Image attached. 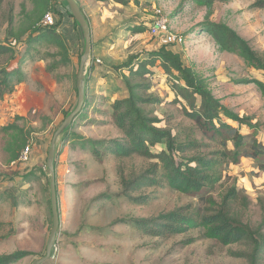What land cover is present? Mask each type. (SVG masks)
<instances>
[{
	"label": "rangeland",
	"instance_id": "obj_1",
	"mask_svg": "<svg viewBox=\"0 0 264 264\" xmlns=\"http://www.w3.org/2000/svg\"><path fill=\"white\" fill-rule=\"evenodd\" d=\"M259 1L264 0H211L209 5L194 0H112L85 8L83 12L91 26V50L85 64L88 104L69 132L57 141L54 168L60 228L52 250L54 259L44 264H249L235 255L250 251L243 245L224 247L199 238L195 231L167 237L140 231L134 221H154L161 214L197 205V200L167 187H142L140 193L131 192L132 198L138 200L133 203L123 189L146 175L157 161L135 154L117 157L100 145H96L100 153L96 157L91 148L94 143L118 141L123 136L111 114L112 104L128 94L123 80L128 71L121 67L132 58L147 60L149 54L163 47L178 54L186 67L204 77L213 96L223 105L258 123L257 139L264 144V94L252 82L239 83L259 80L264 84L263 73L247 68L232 54L219 52L215 41L200 26L205 21L224 23L248 41L253 50L262 53L264 6L256 7ZM21 5V0L1 2V42H9L5 23L10 15L15 24H20ZM11 6L14 14H8ZM27 7L32 14L34 7ZM155 11L166 18L168 34L182 37L181 44H166L163 34L153 37L149 33ZM104 16L105 21L101 19ZM139 28L142 31H134ZM75 37L78 39L68 47L66 64H57L59 56L42 61L33 52L25 54L24 43L15 44L12 59H0V65L8 62L9 71L18 69L23 75L20 81H14L13 91L0 100V128L12 124L22 128L27 133L25 147H29L25 161L10 162L4 151L7 137L0 133V256L17 251L32 253L17 264H33L45 254L52 224L46 159L54 133L77 104L84 39L80 34ZM42 44L35 45L42 55L57 53L50 44ZM53 63V72H49L47 67ZM151 69L152 74L146 77L150 90L142 97L161 100L158 105L143 107L150 118L160 121L155 127L179 134L182 142L206 143L181 106L172 102V86L179 83L167 77L160 64ZM241 132L251 133L245 128ZM162 150L160 145L151 148L154 154ZM200 151L207 154L213 150ZM224 175L214 198L218 201L219 195L234 183L248 200L246 210L243 204L234 207L235 215L253 229L264 223V172L258 170V163L242 159L238 165L227 166ZM188 238L194 242L183 245ZM257 264H264V246Z\"/></svg>",
	"mask_w": 264,
	"mask_h": 264
},
{
	"label": "trees",
	"instance_id": "obj_2",
	"mask_svg": "<svg viewBox=\"0 0 264 264\" xmlns=\"http://www.w3.org/2000/svg\"><path fill=\"white\" fill-rule=\"evenodd\" d=\"M30 1L34 6V11L25 16L24 20L27 24L21 25L18 32L12 30L14 19L8 17V29L11 31L6 33L7 37L12 38L15 43H24L26 45L25 54L29 51L33 52V56H38L42 61H51L59 56L58 65L68 63L66 41L57 32L59 24L53 27L39 25L42 16L49 9L48 0ZM194 2L209 5L211 0H194ZM255 6L262 8L264 1L255 3ZM54 12L57 11L54 10ZM69 15L72 18L71 14ZM75 24L78 26L76 21ZM200 26L215 41L219 52L238 57L247 68L261 71L264 76V52L259 53L253 50L248 41L224 23L205 21ZM134 31L138 32L142 29H134ZM40 43H43L42 46L50 44L57 50V53L42 55L41 51L35 47ZM13 46L0 41V59L6 56L12 59L16 54ZM136 59L132 58L133 61L121 67L128 71V75L123 77L128 92L127 97L112 104L111 114L114 124L123 136L118 141L94 143L91 148L92 154L96 157L100 155L96 147L100 145L106 146L105 150L117 157H128L135 154L157 161L146 175L140 176L123 189L124 195L126 194L133 203L138 200L132 198L131 192L140 193L142 187H167L176 193L197 200V205H187L161 214L154 221H134L140 231L154 237L185 235L190 231H195L199 238L216 241L224 247L243 245L250 248L249 252L245 251L235 255L246 259L249 264H257L264 246V234H262L264 223L253 229L235 215L234 207L243 204V209L246 210L248 200L243 196L242 191L236 189L234 183L230 189L224 190L219 195L218 201L214 198V192L225 179L224 171L227 166L238 165L242 159L256 161L258 170L264 172V144L257 139L260 132L258 123H252V118L240 116L224 106L219 99L213 96L208 81L191 68L186 67L178 54L163 47L149 54L147 60L136 61ZM157 61L166 76L174 78L179 83L172 86L174 91L172 102L181 106L185 117L194 122L206 143L182 142L179 134L174 135L169 130L156 128L155 124L160 121L156 117L150 118L143 108L147 105L161 103L157 97H142L150 90L146 77L152 74L151 68L157 65ZM7 65H9L8 62L0 65V100L4 95L13 91L14 81H20L23 77L20 70L9 71ZM52 66L54 63L47 67L49 72H53V69H50ZM134 80L137 83H131ZM249 82L254 83L264 94V84L259 80H243L239 83ZM87 104L85 93L83 108L70 127L86 111ZM69 114H66V117ZM69 128L64 133L69 132ZM241 128H246L251 133L244 135ZM0 133L7 137L4 151L8 154L9 161H18L27 141V133L15 124L0 128ZM159 145L163 146L164 150L157 154L152 153L151 148ZM201 149H212L213 151L206 154L200 151ZM142 200L146 201L145 197ZM192 242L194 239L188 238L183 245H189ZM31 255L30 252L17 251L0 256V264H16Z\"/></svg>",
	"mask_w": 264,
	"mask_h": 264
},
{
	"label": "water",
	"instance_id": "obj_3",
	"mask_svg": "<svg viewBox=\"0 0 264 264\" xmlns=\"http://www.w3.org/2000/svg\"><path fill=\"white\" fill-rule=\"evenodd\" d=\"M68 6L69 12L72 18L76 21L78 26L81 28L83 39H84V53L80 58L79 71L77 77V104L73 111L64 119L63 123L54 133L51 142L50 148L48 150L47 159H46V168L50 173L49 188H50V211L52 216L51 230L46 244L45 254L40 259L33 262V264H44L51 258L52 250L56 243L57 233L60 226V214H59V205L57 199L56 191V177H55V157L57 149L58 138L68 129L75 118L81 112L84 102H85V64L90 56L91 50V38L89 25L81 12L79 6L74 0H64Z\"/></svg>",
	"mask_w": 264,
	"mask_h": 264
},
{
	"label": "crops",
	"instance_id": "obj_4",
	"mask_svg": "<svg viewBox=\"0 0 264 264\" xmlns=\"http://www.w3.org/2000/svg\"><path fill=\"white\" fill-rule=\"evenodd\" d=\"M3 0H1V2H2ZM22 1V5H21V11H19V14L20 15H22V19L19 21L20 22V24H18V23H13V26L11 27L12 28V30L14 31V32H18L20 29H21V25H25V24H27L26 22H25V16L26 15H29V13L31 12V11H29V8L27 7V6H30V8L32 7H34L33 6V4H32V2L30 1V0H21ZM76 3H77V5L79 6V8H80V10H81V12L83 13V15H84V17H85V19H86V21H87V23H88V25H89V29H90V31H91V26H90V23H89V20L87 19V17L85 16V14H84V12L83 11H85V8H89V9H91L92 7H95V6H98V5H101L103 2H108V3H111V1L112 0H105V1H96V0H74ZM1 2H0V4H1ZM107 3V4H108ZM105 4V3H104ZM48 6H49V9L46 11V12H48L49 10H51L52 12H54V10H56L57 12L55 13H53L54 14V17H55V20H56V25L55 26H57V23L59 24L58 26H57V32H58V34H60L64 39H65V41H66V44H67V47H70V46H74L75 45V42L77 41V39H78V37H75V36H77V35H81V36H83L82 35V33H81V28L79 27V26H77L76 24H75V21H74V19L73 18H71L70 17V12H69V9H68V6H67V4L65 3V1L64 0H61V1H59V9L60 10H58V9H56V7L55 6H53L52 4H50V2H49V0H48ZM55 8V9H54ZM0 10H2L1 8H0ZM99 10V9H98ZM107 9H103V11L105 12ZM8 14H14V7L13 6H11V8L8 10ZM12 15H10V17H11ZM14 19V18H13ZM101 19L103 20V21H105V16L104 17H101ZM59 21H60V23H59ZM6 24V29H5V34L10 30V29H8V23L6 22L5 23ZM18 24V25H17ZM11 31V30H10ZM79 33V34H78ZM75 34H77V35H75ZM77 38V39H76ZM8 39H9V44H11V43H14L13 45L15 46V44H18V45H22V43L21 42H18V43H15V41L12 39V38H10V37H8ZM23 39H24V37H23ZM25 45V44H24ZM13 46V47H14ZM18 48V47H17ZM25 49H26V45H25ZM225 106V105H224ZM227 107V106H226ZM227 108H229V107H227ZM230 109V108H229ZM228 123H230L231 125H233V126H236L234 123H231V122H228ZM245 130H247L246 128H245ZM249 131V130H248ZM243 133V132H242ZM59 228H60V226H59ZM54 255L52 254L51 255V258L52 259H54V257H53ZM28 258V257H27ZM20 262V261H19ZM17 264V263H16Z\"/></svg>",
	"mask_w": 264,
	"mask_h": 264
},
{
	"label": "built area",
	"instance_id": "obj_5",
	"mask_svg": "<svg viewBox=\"0 0 264 264\" xmlns=\"http://www.w3.org/2000/svg\"><path fill=\"white\" fill-rule=\"evenodd\" d=\"M59 1L61 0H49L50 4L56 7V9H59ZM39 25L41 27H53L56 25V20L54 17V14L51 10L46 12L40 22ZM148 31L149 33L155 37L160 34H163L166 39V44L171 45H177L181 44L183 39L182 37L174 36L172 34H168L167 31V20L166 18L161 14L160 11H155V15L151 21V23L148 25ZM29 152V147L26 146L20 153L18 161H25L27 159V153Z\"/></svg>",
	"mask_w": 264,
	"mask_h": 264
}]
</instances>
